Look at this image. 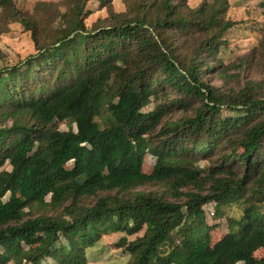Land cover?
Returning <instances> with one entry per match:
<instances>
[{
  "label": "trees",
  "instance_id": "trees-1",
  "mask_svg": "<svg viewBox=\"0 0 264 264\" xmlns=\"http://www.w3.org/2000/svg\"><path fill=\"white\" fill-rule=\"evenodd\" d=\"M96 2L106 15L89 26ZM124 3L116 12L112 0H62L60 11L48 1L28 13L0 0V20L35 46L0 67V264H86L88 249L119 231L136 234L113 243L127 264H264L254 255L264 250V76H254L264 31L222 66L227 0ZM208 71L237 87L207 83ZM173 106L187 113L166 120L155 143ZM148 185L162 190L138 189ZM209 202L221 215L241 206L213 243Z\"/></svg>",
  "mask_w": 264,
  "mask_h": 264
},
{
  "label": "rangeland",
  "instance_id": "rangeland-1",
  "mask_svg": "<svg viewBox=\"0 0 264 264\" xmlns=\"http://www.w3.org/2000/svg\"><path fill=\"white\" fill-rule=\"evenodd\" d=\"M16 6L23 10L24 12L34 13L39 2H52L56 6L58 2L62 0H14ZM186 5L189 7H195L199 5L203 0H184ZM113 9L116 12H122L126 9L124 0H112ZM92 13L87 17L86 23L91 26V24L97 19L104 17L106 15L105 9L100 8L98 2L94 3L92 6ZM60 11L64 10L63 6H57ZM37 19L44 17L43 12H39ZM226 17L233 21L232 27L224 35L223 39L225 43L220 47L218 58L219 62L223 65H229L233 63L237 57L243 55L248 50H250L255 44H257L259 38L264 31V0H227ZM35 53V46L33 40L31 39L30 32L23 29V27L16 22H5L0 20V67L5 65L14 64L15 62L25 59L28 55ZM262 73L254 74L258 78L264 76V69L262 68ZM233 72L234 70H230ZM204 79L207 83L216 86H232L237 87L235 80H230L226 83L220 71L212 72L208 71L204 75ZM245 78H240L238 81L240 85L244 83ZM172 95V94H171ZM173 96V95H172ZM153 104L150 103L146 105L144 110H151ZM170 108V107H169ZM173 111L168 115H165L161 123L153 131L155 134L154 142L157 143L161 140V126L166 120H174L179 116L187 113L178 107H171ZM226 114L227 111L223 110ZM231 115L237 114L234 112L229 113ZM53 125L58 126L60 129H67V125L64 121L55 120ZM155 163V157L146 154L143 159L142 171L145 173H150L152 167ZM197 164L202 167H207L209 162L206 160H199ZM71 162L67 164L70 166ZM9 168V167H8ZM138 189L142 190H162V187L148 185L142 186ZM9 193H6L2 198L5 201L8 198ZM205 212L206 222L211 225L210 235L211 242H215L220 239L228 230L227 216L237 217L241 215V206L236 203L232 205H224L222 210L224 215L220 214L221 210H217L213 202H209L203 206ZM143 231V230H142ZM142 231L138 232L141 235ZM134 235H126L124 232H109L103 235L94 246L87 251V261L86 264H127L129 259V254L123 252L120 248L114 247L113 243L116 242L121 236H126L127 239H132ZM264 254V250H257L254 255L261 256ZM40 264H52L50 258L43 259ZM236 264H243L238 262Z\"/></svg>",
  "mask_w": 264,
  "mask_h": 264
}]
</instances>
